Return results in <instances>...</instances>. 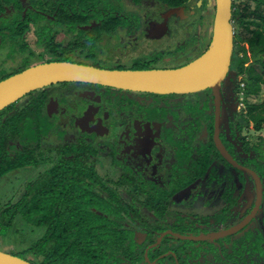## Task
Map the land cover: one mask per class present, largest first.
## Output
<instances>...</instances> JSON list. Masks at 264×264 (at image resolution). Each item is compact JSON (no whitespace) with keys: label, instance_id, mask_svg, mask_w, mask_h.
Returning <instances> with one entry per match:
<instances>
[{"label":"flooded vegetation","instance_id":"flooded-vegetation-1","mask_svg":"<svg viewBox=\"0 0 264 264\" xmlns=\"http://www.w3.org/2000/svg\"><path fill=\"white\" fill-rule=\"evenodd\" d=\"M151 1L0 0V80L52 61L176 68L208 48L215 0ZM246 8L264 4L231 0L233 52L217 91L59 81L1 110L0 244L4 230L23 235L19 221L41 231L21 246L28 256L0 250L33 263L28 249L49 226L27 218L77 214L79 202L97 232L125 231L127 249L98 264H264V138L249 136L258 128L237 69H262L250 43L260 20L242 23Z\"/></svg>","mask_w":264,"mask_h":264},{"label":"water","instance_id":"water-1","mask_svg":"<svg viewBox=\"0 0 264 264\" xmlns=\"http://www.w3.org/2000/svg\"><path fill=\"white\" fill-rule=\"evenodd\" d=\"M231 0H215L212 39L208 48L185 65L168 69H107L69 61L30 66L0 80V111L23 95L53 82L85 81L155 93L217 91L233 52ZM0 264H34L0 250Z\"/></svg>","mask_w":264,"mask_h":264},{"label":"trees","instance_id":"trees-1","mask_svg":"<svg viewBox=\"0 0 264 264\" xmlns=\"http://www.w3.org/2000/svg\"><path fill=\"white\" fill-rule=\"evenodd\" d=\"M164 2L173 4L178 0H162ZM259 3L264 4V0H257ZM86 4L90 6V2ZM114 16V15H113ZM242 23L250 25L255 22L254 19L260 20V27L254 32L256 41L251 40L261 45L257 51V61L262 66L261 71L254 70L251 65L243 67V62L237 63V69L242 73L243 79L241 80L245 84L244 94L246 96L257 95L262 87H264V10H251L246 8L243 10ZM249 113L252 114V119L255 122L256 128L264 126V102L258 104H248ZM1 113V112H0ZM78 206H83L79 204ZM77 207V214L54 216L49 218L43 217H28L27 219L35 222L38 225L44 223L48 224L49 229L47 236H43L33 246L29 247L28 251H31L35 256L33 263L35 264H96L95 257H99L101 252H95V249H99L94 239L100 237L102 234L97 232L93 225H91V216L85 211H80ZM90 214V213H89ZM50 241L49 245L45 243V240ZM97 247V248H96ZM98 264V263H97Z\"/></svg>","mask_w":264,"mask_h":264},{"label":"rangeland","instance_id":"rangeland-1","mask_svg":"<svg viewBox=\"0 0 264 264\" xmlns=\"http://www.w3.org/2000/svg\"><path fill=\"white\" fill-rule=\"evenodd\" d=\"M121 3H122V6L125 7V4L123 2ZM144 4L145 6H150V4H152V1L144 0ZM255 27L256 25H251L250 29H255ZM247 33L249 32L247 31ZM248 99H249V102L253 104L263 103L264 102V87H262V89L257 95L249 96ZM248 118H249V122H248L249 127H251L253 125V119L250 116ZM254 130L255 131L252 130V134L249 135L250 137L253 136L252 141L255 142L256 140V142H258V140L259 141L262 140L264 138V126L258 129H254ZM132 223L134 222L131 221L130 224L132 225ZM15 226L16 228L20 230V232L22 231L21 233L23 235H18L17 233L11 232L10 230H4L2 234L5 236V240L1 242L0 249L7 250V251L10 250L11 252L22 255V256H28L25 253V251L21 250V246L24 245L27 247L31 242H33L40 235L41 228L33 226L34 228V232H33L29 225H25L21 223V221L15 224ZM120 231H116L114 235L104 233L100 237H96L94 239V242L98 243L100 248L95 249V252H98L100 250L101 252L100 256H103L105 253L113 254L118 249L126 250L127 249L126 247L121 246V241H122V238L125 236V231L124 230H120ZM21 241L23 243H21ZM212 249L214 250V247ZM108 258H109V255H105L103 257V260L106 262ZM63 264H67V263H63Z\"/></svg>","mask_w":264,"mask_h":264}]
</instances>
